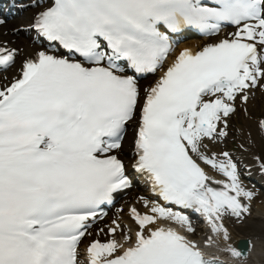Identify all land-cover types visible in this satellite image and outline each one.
<instances>
[{"label": "snow or ice", "instance_id": "snow-or-ice-1", "mask_svg": "<svg viewBox=\"0 0 264 264\" xmlns=\"http://www.w3.org/2000/svg\"><path fill=\"white\" fill-rule=\"evenodd\" d=\"M33 6L38 46L0 42V264L247 260L251 240L234 248L226 221L243 222L258 194L216 149L237 109L264 93V0ZM187 30L209 41L173 57V34ZM127 155L156 199L140 197L146 211L132 207L127 229L118 219L101 226L102 209L132 186ZM185 210L207 224L204 247Z\"/></svg>", "mask_w": 264, "mask_h": 264}, {"label": "rangeland", "instance_id": "rangeland-1", "mask_svg": "<svg viewBox=\"0 0 264 264\" xmlns=\"http://www.w3.org/2000/svg\"><path fill=\"white\" fill-rule=\"evenodd\" d=\"M19 18H22V16L18 15L15 17L14 20L10 21V23H8L9 27H12L14 23H16L19 20ZM141 87L143 88L144 85H141ZM247 110H249L250 112L249 116L251 117V119L256 121H259V119H264V93L259 94V96L255 98L254 101L251 103V105L247 108ZM246 119H247L246 114L243 113V111L241 110H239L231 118L229 139L226 142L224 148L226 151H229L233 159L239 162L240 164L242 163L244 164L245 162L251 164V166H248V170H247V173L250 174V176L259 177V174H262L261 171L263 169L261 167V164H264V131H261L260 128H258L256 134L251 137L252 140L245 138V136H243L241 131L243 129V126L245 125ZM130 142H131L130 140L127 141V144L125 145L126 151H130V147H129ZM256 160L260 162H257ZM260 181L264 187V178L261 177ZM248 184L256 185L253 182H248ZM253 187L255 186H252V189H255ZM255 190L257 193L262 194L263 195L262 198H264V188L255 189ZM135 191L136 192L131 191L128 193V195L123 196L120 199V201L117 203V205L114 207L112 215H110L104 221L100 222V224H111V221L113 219H118L122 221L123 226L125 227V229H127L130 226V224H128L125 221V219L128 216L130 209L133 207V204L137 200L140 201V197L142 196L145 197L146 199H151L148 197L149 190L148 189L146 190L144 185L142 184L138 185ZM120 209H123L124 211L120 212L119 211ZM244 220L248 225L249 228L248 231L250 232V234H254L259 240H261L260 242H258L257 245V252H258L257 255L261 260H264V215L257 214L252 217L247 216ZM194 222L197 225L196 228H198L197 233L199 239H202L205 236H207L209 233V229L206 223L201 222L197 218L194 219Z\"/></svg>", "mask_w": 264, "mask_h": 264}, {"label": "bare ground", "instance_id": "bare-ground-1", "mask_svg": "<svg viewBox=\"0 0 264 264\" xmlns=\"http://www.w3.org/2000/svg\"><path fill=\"white\" fill-rule=\"evenodd\" d=\"M30 15H31L30 12H25V13L22 14L23 17L21 18L22 21L20 23L19 22H16L12 27L2 26L0 28V42L5 43L9 47L20 48V49L26 50L27 52H32L34 50V47L35 46H38V43L36 42V39L34 40V39H32V37L31 38H26L20 32H14V29L17 26H20V25H25L26 26L27 25L26 24V20L30 18ZM200 45H201V40L189 41V42L183 44L182 47L179 48L173 54V57L176 54H178L179 51L183 50L184 48H191L193 50H196V48L198 46H200ZM22 59H23V56H20L18 58V60H17V64H19ZM169 62H171V58H170ZM259 94H261L260 91H256L255 92V95L251 99V101L248 104L247 108L251 105V103L254 101V99L259 96ZM239 110L240 109L238 108L237 109V112ZM243 113L246 114L247 119L245 120V125L243 126V129H242L241 132H242L243 136H245V138H247L249 140H252L251 137L256 134V131L259 128L258 127V121L251 119V117L249 116L250 115L249 110L243 111ZM259 120H261V119H259ZM240 135H241V133H240ZM228 139H229V136L226 137V138H223L218 143V147H217L216 150L217 151H219V150L226 151L224 147H225V144L228 141ZM132 151H133V148L131 149L130 152H127V153H131ZM125 157H131L132 158V159L128 160L129 163H127V164L129 165V168L128 169L133 172L134 176H136V179L139 180L140 183L150 182V185H151V181L149 179H147L146 176H144V175L136 172L131 167V165L134 164V162H135L134 161V158L131 155H127ZM256 161L259 162L258 160H256ZM248 166H251V164L246 163V162L244 164L243 163L242 164H239L238 163V167H239V170H240V173H241V178H242L244 184L249 189H251L252 188V185L248 184V181L249 180H252L254 183H257V182H259L260 177L264 176V174H262V175L259 174L258 179H255V177H257V176H250V174L248 175L246 173L247 170H248ZM262 196H263L262 194H258L257 197L252 201V205H251V215H250L251 217L254 216V215H257V214L264 215V198H262ZM133 207H137L139 210L144 211L143 210V205L138 200L134 203V206ZM188 211H191V210H188ZM129 213H130V211H129ZM129 213H128V216L126 217L125 221L128 224H130V226H131L132 225V222L129 219ZM100 225L103 226L105 224H100ZM161 226L169 227L171 225L164 224V225H161ZM227 226H228V228H229V230L231 232V236H232L231 244H232V246L234 248L236 246V243L240 239H248V240H251L253 247L251 249V252L248 254V259L247 260H244L243 262H245L247 264L252 263V261H250V255H252V254H254V253L257 252V245H258V242H260L261 240H259L254 234H250V232L248 231L249 230L248 225H247V223H246L245 220H243V222H240V221L234 220V218L233 219H229V220H227ZM171 227H173V226H171ZM174 227H176V226H174ZM176 228H178V227H176ZM133 230L135 231L134 228H133ZM100 238L101 239H107L108 237L102 236ZM205 249L207 250V248H205ZM215 250H217V249H215ZM219 256L222 257L223 259H227L220 252H219ZM258 260H260V258H258ZM234 263L237 264L235 261H234Z\"/></svg>", "mask_w": 264, "mask_h": 264}, {"label": "water", "instance_id": "water-1", "mask_svg": "<svg viewBox=\"0 0 264 264\" xmlns=\"http://www.w3.org/2000/svg\"><path fill=\"white\" fill-rule=\"evenodd\" d=\"M247 241H242L240 243V248L242 249V251H247L248 245L246 243Z\"/></svg>", "mask_w": 264, "mask_h": 264}]
</instances>
